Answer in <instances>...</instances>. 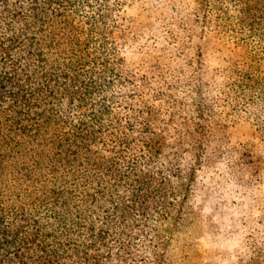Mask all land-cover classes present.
Masks as SVG:
<instances>
[{"label":"trees","instance_id":"obj_1","mask_svg":"<svg viewBox=\"0 0 264 264\" xmlns=\"http://www.w3.org/2000/svg\"><path fill=\"white\" fill-rule=\"evenodd\" d=\"M223 181L264 191V0H0V264H174Z\"/></svg>","mask_w":264,"mask_h":264},{"label":"rangeland","instance_id":"obj_2","mask_svg":"<svg viewBox=\"0 0 264 264\" xmlns=\"http://www.w3.org/2000/svg\"><path fill=\"white\" fill-rule=\"evenodd\" d=\"M252 128L247 123L231 127L230 139L249 138ZM219 187L226 195L216 192ZM263 197V186L228 189L224 181L201 186L171 251L174 264H264Z\"/></svg>","mask_w":264,"mask_h":264}]
</instances>
